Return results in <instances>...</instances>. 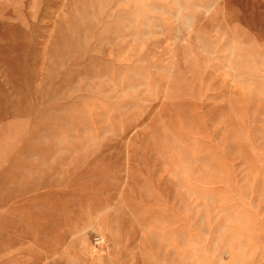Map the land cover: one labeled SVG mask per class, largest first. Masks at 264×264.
Listing matches in <instances>:
<instances>
[{"label": "rangeland", "instance_id": "rangeland-1", "mask_svg": "<svg viewBox=\"0 0 264 264\" xmlns=\"http://www.w3.org/2000/svg\"><path fill=\"white\" fill-rule=\"evenodd\" d=\"M0 264H264V0H0Z\"/></svg>", "mask_w": 264, "mask_h": 264}]
</instances>
